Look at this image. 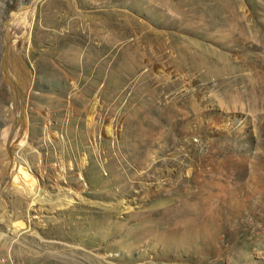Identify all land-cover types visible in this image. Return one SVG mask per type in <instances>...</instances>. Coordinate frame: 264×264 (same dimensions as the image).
I'll list each match as a JSON object with an SVG mask.
<instances>
[{"label":"rangeland","instance_id":"obj_1","mask_svg":"<svg viewBox=\"0 0 264 264\" xmlns=\"http://www.w3.org/2000/svg\"><path fill=\"white\" fill-rule=\"evenodd\" d=\"M10 32L35 83L12 160L32 153L50 179L25 195L0 144V215L6 193L24 202L0 220L3 264H264V0H0V59ZM88 49L104 69L84 70ZM128 56L141 65L131 75L114 65ZM8 90L0 75V138ZM142 101L168 123L133 138ZM58 160L67 182L53 178ZM146 182L157 188L139 194ZM59 191L72 203L55 206Z\"/></svg>","mask_w":264,"mask_h":264},{"label":"bare ground","instance_id":"obj_2","mask_svg":"<svg viewBox=\"0 0 264 264\" xmlns=\"http://www.w3.org/2000/svg\"><path fill=\"white\" fill-rule=\"evenodd\" d=\"M33 1L34 2H40L42 0H33ZM15 42L16 41L14 40L11 32L8 33L7 38H6V43L3 46L2 55H1V59H0V75H1L4 83L7 85L8 89H9L8 91H9V101H10L7 114L5 115L4 119L1 122L2 133H1V138H0V144L3 147V150L1 152H2L3 161H5V164H4L5 171L7 172L10 169V167H12V166H16L17 170H18L16 175L15 174L11 175V177L14 175L13 184L17 185L18 183H20V182H18V180L21 181L23 183V185L25 186V188H22L23 191L25 190V195L27 194L26 190H28V192H29L28 194H30L33 197V195L37 194L38 192L41 194V192L43 190L46 192V190L49 188L48 187L49 185L47 186V183L49 182L50 176H48V174L45 175L42 173V171L45 170V167H42V166L36 167L35 166V164H36L35 163V155L33 154L34 155L33 156L32 153L26 154L27 151H25V150H19L17 155L14 157V160H12V156L14 155V152H12V150H13L12 149V145H13L12 143H14V141L20 136L27 138L28 133H29V126H28V123L25 121V109H26L25 103H26V98H27V94H28L29 90L35 86V83L33 84L31 81L29 71L24 67L23 63L20 60L19 54L17 53V48H16ZM103 46L106 48L105 44ZM104 47H103V49H104ZM101 48H99V49L101 50ZM78 50H74L69 55L68 59L66 60L68 66L71 68L70 70H72V68L76 64V61H77L78 56H79ZM67 52H68V50H67ZM95 52H97V51H92L91 49H88V51L86 53H84V55H83L85 63H83L82 67L84 68V70L86 72L89 71L91 68H94L96 65V62L98 61L99 54L95 53ZM67 55H68V53H67ZM66 58H67V56L65 57V59ZM105 63H106L105 61L99 62L96 65L95 70L99 71L101 69H104ZM121 64L122 65L124 64V67L127 66L126 70H128L130 72V75H131V73L132 74L136 73L139 70V68L141 67L140 62H138L136 59L129 57V56L123 58L120 62H118L114 65H121ZM112 70L114 71L113 65H112V67H110L109 72H112ZM149 70H150V66H149ZM152 70H154L155 72L161 71L156 65L152 66ZM164 71H162V72H164ZM148 72L149 71H147V73ZM147 73L141 75L139 77L140 78L139 81H142V79H145ZM166 75L167 74H165V77H166ZM161 76H163V74ZM126 81H127V79H126ZM49 82H51V81H49ZM118 84H119V82H118ZM184 88L186 89V91H191V90L195 91L196 95L197 94L199 96L202 95L201 87L195 86L191 80H188L185 82ZM133 95H134V93H133ZM135 95H136V93H135ZM130 101H132V99H130ZM130 101H128V105L132 104ZM143 104L144 103L142 101L141 103H138L137 106H135L138 108V112H137L138 116H136V118L134 117L135 119H133L135 122V126L131 129L126 130V132L131 133V136L133 138H135L137 136V134L140 132H142L144 134H147V133L150 134L153 131H157V132L161 131L162 132L164 126L168 123L167 118L163 117L160 113V110L162 109V107H161V109H159V107H157L158 105L156 106V104L153 103V101L149 105H143ZM96 105H98V104H96V101L91 105V108H90V111L88 114V119H87L88 127L92 124L93 115L97 112ZM172 106H173V103H169V104L166 103V105H164L163 108H165L166 110H169ZM137 108H136V110H137ZM26 119H27V117H26ZM103 121L104 122L102 125V130H103L104 134L105 135H115L114 127H115L116 120L104 119ZM144 136H146V135H144ZM116 137H117V135H116ZM114 140H115V138H114ZM21 144H23V143H21ZM28 144H29L30 150H32V149L38 150V158L41 159L42 156H41V150H40L39 142H37L36 140L35 141L30 140ZM19 146H21V145H19ZM19 146L17 148H20ZM190 147L192 150L195 149V146H193V144H190ZM142 151H144V149ZM140 152H141V150H140ZM141 155H143V154H141ZM135 156L136 155H134V157ZM29 169H30V171H29ZM51 172H52V170H51ZM8 176L10 177V173H8ZM53 176L52 177L56 179L57 183H59L60 181H62L64 179H66V182H67V179L70 178V171L67 168V166L65 165V163H63V161L58 160V165L56 166V168H54ZM146 183L147 184L143 183L141 185V187L138 188L140 190L139 194L145 193V192L148 193L152 188H157V184H155V183H152V182H146ZM68 184L72 185V183H68ZM73 185L76 188L73 190V192H74V194H77V192L80 191L81 189H79L77 187L78 184L73 183ZM121 187H122V184H121ZM45 198H47V200L49 202L50 200H52L51 198H53V197L48 193V197H45ZM55 198H56V200H58L56 202L57 205H55V206H58V207H65V206H68L69 204L72 203V197H71V195H68L67 192L59 191V193H57V196H55ZM3 202H4L3 203L4 207H3V213H2V215H0V220H1V218H3V216L6 214V212H8L7 211L8 206H9L8 204H10L11 209H14L16 207L17 208L22 207V205L24 203L22 197H19V196L14 197V196H11V194H9V193H6V195L3 196ZM31 202L33 204L35 202V199H33ZM113 205L114 204H112L110 206L107 205L108 206L107 208H113L112 207ZM117 206H119V205H117ZM20 225H21V223H20ZM99 228H101V227H99ZM98 234H99V232H98ZM107 236H108V234L105 233L104 236H102V237L107 238ZM46 264H64V263L48 262ZM65 264H69V262L65 263Z\"/></svg>","mask_w":264,"mask_h":264},{"label":"built area","instance_id":"obj_3","mask_svg":"<svg viewBox=\"0 0 264 264\" xmlns=\"http://www.w3.org/2000/svg\"><path fill=\"white\" fill-rule=\"evenodd\" d=\"M13 1H15V0H10V3H12ZM0 264H3L1 260H0Z\"/></svg>","mask_w":264,"mask_h":264}]
</instances>
